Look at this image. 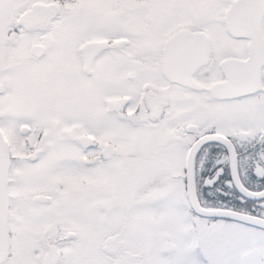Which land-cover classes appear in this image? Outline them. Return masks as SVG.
Wrapping results in <instances>:
<instances>
[{
    "label": "snow or ice",
    "instance_id": "1",
    "mask_svg": "<svg viewBox=\"0 0 264 264\" xmlns=\"http://www.w3.org/2000/svg\"><path fill=\"white\" fill-rule=\"evenodd\" d=\"M0 264H264V0H0Z\"/></svg>",
    "mask_w": 264,
    "mask_h": 264
}]
</instances>
